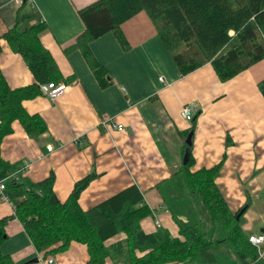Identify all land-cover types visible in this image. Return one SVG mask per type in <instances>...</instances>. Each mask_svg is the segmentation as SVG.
I'll return each instance as SVG.
<instances>
[{
    "label": "crops",
    "instance_id": "0c3cea01",
    "mask_svg": "<svg viewBox=\"0 0 264 264\" xmlns=\"http://www.w3.org/2000/svg\"><path fill=\"white\" fill-rule=\"evenodd\" d=\"M95 1L28 0L23 13L33 17L21 28L46 23L41 42L57 64L60 82L69 89L54 100L39 95L23 101L25 111L40 116L47 131L32 138L15 121L13 132L2 142V158L22 165L23 174L33 182L54 174V191L62 202L78 181L92 175L79 198L84 210L136 185L154 214L141 221L144 233L167 229L179 237V227L163 196L169 192L181 218L192 219L191 213L184 214L186 199L174 175L184 166L187 133L193 132V168L213 167L225 155L218 185L233 211L246 208L241 215L243 230L259 235L248 216L249 208L264 199V96L258 87L264 79V59L224 82L211 63L183 75L153 21L141 11L121 26L127 50L113 32L90 43L110 80L102 88L79 49L65 52L85 30L78 10ZM22 4L0 0V71L13 90L37 83L21 55L3 37L16 25ZM188 104L198 110L192 121L182 115ZM106 118L124 129L103 126ZM79 140L82 144H77ZM14 214L12 202L0 199V220ZM156 216L160 227L155 225ZM5 231L3 255L16 264H45L47 256L36 250L18 219L10 218ZM126 240L127 235L120 233L105 242L110 251L106 264H130ZM136 254L143 255L141 251ZM51 256L55 264H87L89 260L87 246L78 242Z\"/></svg>",
    "mask_w": 264,
    "mask_h": 264
},
{
    "label": "trees",
    "instance_id": "16d2710c",
    "mask_svg": "<svg viewBox=\"0 0 264 264\" xmlns=\"http://www.w3.org/2000/svg\"><path fill=\"white\" fill-rule=\"evenodd\" d=\"M27 2L23 0L16 25L3 37L12 51L21 55L37 83L13 90L0 71V179H5V193L15 208L10 218L20 221L36 250L50 258L52 254L65 252L72 242H78L87 246V264H106L110 251L105 242L125 233L124 247L130 264H220L218 252H222L223 262L230 258L232 264H264V258L259 259L250 235L241 226L243 215L237 219L244 207L233 211L218 185L225 155L213 167L194 169L191 154L188 165L174 175L176 187L186 199L183 206L198 201V211L207 217V224L197 220L192 213L196 207L191 205L189 217L196 221L183 220L182 212L177 213V201L166 192L163 197L179 227V237L172 236L167 229L144 233L141 221L153 212L136 185L84 210L79 198L94 178L92 175L78 181L68 199L62 202L54 191V174L33 182L23 174L22 165L2 158V142L13 132L15 121L21 123L29 137L46 133L43 119L29 115L23 101L42 95V84L61 81L57 64L40 39L46 23L21 28L33 17L23 13ZM141 11L153 21L183 75L211 63L224 82L264 59V0H97L78 10L85 30L65 52L79 49L101 87L106 88L110 80L91 51L90 43L113 32L127 50L129 44L121 26ZM258 87L264 96V79ZM10 218L0 220V264H16L1 252ZM136 251L143 255L137 256Z\"/></svg>",
    "mask_w": 264,
    "mask_h": 264
},
{
    "label": "built area",
    "instance_id": "2783aa9c",
    "mask_svg": "<svg viewBox=\"0 0 264 264\" xmlns=\"http://www.w3.org/2000/svg\"><path fill=\"white\" fill-rule=\"evenodd\" d=\"M17 3L22 4L23 0H17ZM160 80L164 81L162 77L160 78ZM68 89H69V85L65 82H60V83L49 82L41 85L42 95L49 97L51 100H54L62 96L64 93L68 91ZM195 107L196 106L194 104H188L183 107L182 115L187 121H192L194 115L198 112V110ZM102 124L103 126H107L108 129L110 127L117 129L119 131H122L124 129V126L122 124L117 125L110 123L108 118L103 120ZM77 144H82V142L79 140L77 141ZM47 148L49 151H52L53 149L51 145L47 146ZM5 190H6L5 179H0V199L5 202H10L11 200L9 196L6 195ZM155 225L157 227L161 226V221L157 216L155 217ZM249 240L251 244L257 248L259 253V259L264 258V232L259 235H250ZM45 264H55V259L53 257L47 258Z\"/></svg>",
    "mask_w": 264,
    "mask_h": 264
},
{
    "label": "rangeland",
    "instance_id": "374dc122",
    "mask_svg": "<svg viewBox=\"0 0 264 264\" xmlns=\"http://www.w3.org/2000/svg\"><path fill=\"white\" fill-rule=\"evenodd\" d=\"M232 33V32H231ZM233 34V33H232ZM190 202V201H189ZM199 204V202L197 201V202H192V204L190 203V206L189 207H184L185 208V210H188V214L190 213V211H189V209H190V207H191V205L193 206V207H196L195 208V210L196 211H194V212H192L195 216H197V220H200L202 223H205V224H207V217H206V214L204 213V212H202V211H200V209H199V211H198V205ZM189 208V209H188ZM249 216H248V218L251 220V221H254V226H255V230H254V232L256 233V234H261V229L262 228H264V199L263 200H261V201H258V202H256L255 203V206H251L250 208H249ZM177 213H178V215H180V212L177 210ZM154 215V214H153ZM192 215V214H191ZM190 220H191V218H190ZM194 221H196L195 219H193V220H191L190 222H194ZM243 225H244V220H242V222H241V226L243 227ZM218 255H219V259H220V264H232V259H228L227 261H225V262H223L222 261V252H220V254H219V252H218ZM263 259V258H262ZM262 263H264V260L262 261Z\"/></svg>",
    "mask_w": 264,
    "mask_h": 264
},
{
    "label": "water",
    "instance_id": "95a60500",
    "mask_svg": "<svg viewBox=\"0 0 264 264\" xmlns=\"http://www.w3.org/2000/svg\"><path fill=\"white\" fill-rule=\"evenodd\" d=\"M192 137H193V132H190L186 138V144H187V149L185 151L184 157H183V165L186 166L188 165L190 161V147L192 146ZM246 208H243L241 212L238 214L237 219L240 218V216L243 214ZM37 261V260H35Z\"/></svg>",
    "mask_w": 264,
    "mask_h": 264
}]
</instances>
